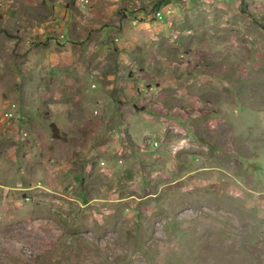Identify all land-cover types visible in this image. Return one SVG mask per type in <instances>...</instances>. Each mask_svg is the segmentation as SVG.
<instances>
[{
    "label": "rangeland",
    "instance_id": "374dc122",
    "mask_svg": "<svg viewBox=\"0 0 264 264\" xmlns=\"http://www.w3.org/2000/svg\"><path fill=\"white\" fill-rule=\"evenodd\" d=\"M217 3L191 11L202 27L164 50L159 86L131 69L117 87L86 86L118 55L78 39L75 54L26 47L20 23L0 22V114L25 104L51 120L44 98L58 96L80 139L63 179L40 178L50 158L25 160L28 189L0 206V264H264V0Z\"/></svg>",
    "mask_w": 264,
    "mask_h": 264
},
{
    "label": "crops",
    "instance_id": "0c3cea01",
    "mask_svg": "<svg viewBox=\"0 0 264 264\" xmlns=\"http://www.w3.org/2000/svg\"><path fill=\"white\" fill-rule=\"evenodd\" d=\"M218 1L0 0V22H3L1 25L12 33H16L14 29L17 27L16 22L20 23L21 26L16 34L26 47L57 43L65 47L68 52L75 54L78 39L81 42L78 48L86 54L113 52L116 54L115 57L118 55L117 60L105 64L108 68L107 74L106 71L96 68L95 72L90 71V74L88 72L90 76L84 79L86 86H97L99 91L104 84L108 85L107 89L112 86L117 87L123 71L128 69L135 71V76L141 82L153 81L159 86L157 82L162 85L166 83L164 81L166 76L164 78L160 76V64H164L165 68L172 65L171 60L165 57L164 50L175 48L178 43L176 38L189 46L196 38L191 32H198L202 27L198 21L200 15L196 16V23L188 24L190 17L194 18L196 14V12L191 14V11L202 10L206 3L218 4ZM152 3H155V6H152ZM176 22H179V25ZM185 22L187 24H184ZM177 26L179 30L174 29ZM158 52H161V55H156ZM136 53L140 54L138 60L134 59ZM181 65L183 66V62ZM103 77L108 83L102 80ZM124 87L128 93L131 92V83ZM57 97L44 98L51 120L43 117L41 111L28 110L25 104H20L19 109H15L16 112L8 115L9 117L0 114V147L5 144V151L0 149L2 152H0V206L9 199L6 196L10 193V188L18 187L22 191L28 189L27 181L34 176V173L29 172L24 162L30 156H37L40 161L50 158L51 161L57 162L58 165L53 170H46L42 164L41 168H36L44 181L63 179L62 173H68L70 170V159L75 157L80 139L73 143L70 132L64 130V124H74L77 120L71 119L70 112L74 114V109L71 107L69 110L67 107L65 109L56 107ZM94 97L92 96L93 101ZM0 98V107H2L1 103L5 100L2 96ZM13 109L8 112H12ZM89 115L88 113L84 116L85 121L97 119L92 117L88 120ZM65 145L68 150L62 152ZM60 162L63 164L62 167ZM10 181L15 185L22 186V182L26 184L23 187L20 185L11 187L7 183Z\"/></svg>",
    "mask_w": 264,
    "mask_h": 264
},
{
    "label": "clouds",
    "instance_id": "9594fccd",
    "mask_svg": "<svg viewBox=\"0 0 264 264\" xmlns=\"http://www.w3.org/2000/svg\"><path fill=\"white\" fill-rule=\"evenodd\" d=\"M15 188H17V190H19L20 188H18V187H15ZM11 190H13L14 188H10ZM16 190V191H17ZM15 191V190H14ZM20 193H24V191H21Z\"/></svg>",
    "mask_w": 264,
    "mask_h": 264
},
{
    "label": "built area",
    "instance_id": "2783aa9c",
    "mask_svg": "<svg viewBox=\"0 0 264 264\" xmlns=\"http://www.w3.org/2000/svg\"><path fill=\"white\" fill-rule=\"evenodd\" d=\"M15 104L12 103V106H14ZM6 116H8V111L5 113ZM9 117V116H8Z\"/></svg>",
    "mask_w": 264,
    "mask_h": 264
},
{
    "label": "bare ground",
    "instance_id": "6f19581e",
    "mask_svg": "<svg viewBox=\"0 0 264 264\" xmlns=\"http://www.w3.org/2000/svg\"><path fill=\"white\" fill-rule=\"evenodd\" d=\"M24 197H23V195L19 198V199H23ZM26 199H28L27 197H26ZM25 200V199H24Z\"/></svg>",
    "mask_w": 264,
    "mask_h": 264
}]
</instances>
